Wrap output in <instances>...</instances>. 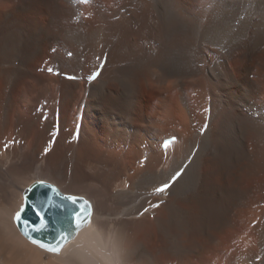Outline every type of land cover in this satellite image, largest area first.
<instances>
[{"label": "bare ground", "instance_id": "bare-ground-1", "mask_svg": "<svg viewBox=\"0 0 264 264\" xmlns=\"http://www.w3.org/2000/svg\"><path fill=\"white\" fill-rule=\"evenodd\" d=\"M32 185L87 222L24 237ZM208 255L264 264V0H0V264Z\"/></svg>", "mask_w": 264, "mask_h": 264}, {"label": "water", "instance_id": "water-1", "mask_svg": "<svg viewBox=\"0 0 264 264\" xmlns=\"http://www.w3.org/2000/svg\"><path fill=\"white\" fill-rule=\"evenodd\" d=\"M31 196L25 200L21 219L16 220L20 233L29 240H38L46 234L49 240L55 238L66 222L79 211L78 206L61 198L53 188L46 185H32ZM41 218L45 227L40 231L33 229L40 225ZM27 223H24V222ZM27 233V235H25Z\"/></svg>", "mask_w": 264, "mask_h": 264}, {"label": "snow or ice", "instance_id": "snow-or-ice-1", "mask_svg": "<svg viewBox=\"0 0 264 264\" xmlns=\"http://www.w3.org/2000/svg\"><path fill=\"white\" fill-rule=\"evenodd\" d=\"M49 71L51 72L52 69H49ZM89 79H92V77H89ZM168 187H169V185H168L167 183H165V184L163 185V187L157 189V191H163L164 189H166V188H168ZM68 199L71 200V202H72L73 204L76 203V198L68 197ZM74 215H75V222H76L77 226H79L81 223H85V222H87L86 220H81V219H80V213H79V212H78V213H75ZM87 215H88V217H90V216H91V212L89 211V212L87 213ZM14 218H15V220L19 221V220L21 219V217H20V213L17 212ZM24 223H27V222L25 221ZM44 227H45V221L43 220V218H41V223H40V225H37L33 230H34V231H40V230H41L42 228H44ZM25 235H27V233H25ZM32 242H33V243H37V241H35V240H33ZM39 247L44 248L45 250H47V251H51V252H58V250H59L58 247H52V246H48V245H45V244H42V243L39 244Z\"/></svg>", "mask_w": 264, "mask_h": 264}, {"label": "rangeland", "instance_id": "rangeland-1", "mask_svg": "<svg viewBox=\"0 0 264 264\" xmlns=\"http://www.w3.org/2000/svg\"><path fill=\"white\" fill-rule=\"evenodd\" d=\"M38 68L40 69V66H38ZM40 70H44V66H43ZM42 73H45V74H52V71H51V72H50V71H47V72H46V69H45L44 72H42ZM56 117L58 118V115H57ZM205 129H207V128H205ZM55 140H56L55 137H53V142H55ZM226 231H228V229L225 230L223 236H220V240H221V241H224V235H226ZM208 258H209V259L205 258V259H207V262L204 261L205 264H209V263H210V264H219V263H218L219 261H217L218 258H216V257H214V256H212V255H211V256L208 255ZM212 261H214V262H212ZM216 261H217V262H216ZM46 262H47V263H46ZM46 262L44 261V263H42V264H48V263L50 264V263H52L50 260H48V261H46Z\"/></svg>", "mask_w": 264, "mask_h": 264}]
</instances>
